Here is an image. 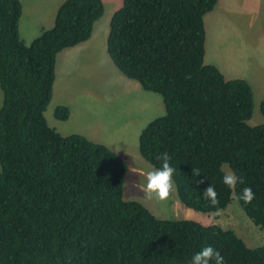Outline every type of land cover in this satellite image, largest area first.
<instances>
[{"label": "trees", "instance_id": "trees-1", "mask_svg": "<svg viewBox=\"0 0 264 264\" xmlns=\"http://www.w3.org/2000/svg\"><path fill=\"white\" fill-rule=\"evenodd\" d=\"M122 1L111 19L108 53L165 106L141 131V156L159 167L158 157L169 154L188 208L214 213L236 198L264 230V124H248L252 86L205 62V16L219 0ZM104 11L102 0H65L54 26L27 44L21 1L0 0V264H187L204 245L225 264H264V245L250 248L233 230L160 219L125 200L128 165L115 151L49 125L57 55L89 41ZM70 115L68 106L55 110L61 121ZM224 165L243 184L226 186ZM210 184L216 205L202 195ZM244 187L254 193L251 203L237 198Z\"/></svg>", "mask_w": 264, "mask_h": 264}, {"label": "rangeland", "instance_id": "rangeland-1", "mask_svg": "<svg viewBox=\"0 0 264 264\" xmlns=\"http://www.w3.org/2000/svg\"><path fill=\"white\" fill-rule=\"evenodd\" d=\"M20 1L24 15L19 29L22 38L29 40L37 36L41 29L51 28L49 26L54 24L56 11L65 0ZM102 1L105 11L94 26L91 39L76 48L73 60L67 61L63 56L59 60V63L68 66L70 83L63 88L57 82L56 96L45 112L49 125L69 135L84 132L95 117L102 119L105 132L98 133V142L112 141L111 146L116 148L112 150L128 165L123 187L125 200L142 203L160 219L218 224L233 230L250 248L263 246L264 230L246 215L236 198L225 210L204 213L188 208L181 201L174 180L166 202L149 198L138 187L143 182L144 172L153 166L140 154L139 136L152 120L165 114V106L160 94L145 90L138 81L128 78L115 66L108 53L107 39L111 19L122 7L123 1ZM205 26V62L216 65L227 79L243 78L250 83L254 92V109L248 124H264L261 112L264 101V0H219L214 10L206 14ZM81 47L83 50L80 53ZM64 102L70 105L71 115L68 120L61 121L56 118L55 110L59 103ZM2 103L0 88V108ZM140 116L141 122L138 123L135 119ZM111 124L115 127L106 130ZM223 169L225 172L230 170L227 165Z\"/></svg>", "mask_w": 264, "mask_h": 264}, {"label": "clouds", "instance_id": "clouds-1", "mask_svg": "<svg viewBox=\"0 0 264 264\" xmlns=\"http://www.w3.org/2000/svg\"><path fill=\"white\" fill-rule=\"evenodd\" d=\"M158 159L160 160V166L148 167L143 174V182H140L138 187L146 193L149 198H155L158 201L166 202L170 198V193L174 187L173 175L175 173V168L170 164L171 157L167 152H164ZM193 175H199V169L193 168ZM222 182L229 188H232L238 182L243 184V179L229 170L223 173ZM202 195L204 199L208 200L212 205L217 204V193L211 184L203 190ZM237 198L246 204L251 203L254 199V193L250 187H244ZM187 264H225V260L220 252L211 245H204L192 254Z\"/></svg>", "mask_w": 264, "mask_h": 264}, {"label": "crops", "instance_id": "crops-1", "mask_svg": "<svg viewBox=\"0 0 264 264\" xmlns=\"http://www.w3.org/2000/svg\"><path fill=\"white\" fill-rule=\"evenodd\" d=\"M60 7V6H59ZM59 9V8H58ZM58 9H57V11H58ZM57 11H56V14H57ZM23 15H24V13H23ZM55 19H56V15H55V18H54V24H55ZM21 20H22V18H21ZM54 24L52 25V26H49V27H53L54 26ZM51 28H49V29H51ZM44 30H48V29H46V28H44V29H41L40 30V32H39V34L37 35V36H35L34 38H29V40H24L23 38H22V36H21V29H20V36H21V38L27 43V44H30L33 40H35L38 36H40L41 35V33L44 31ZM86 43V42H85ZM84 44V43H83ZM80 46H82V44H80V45H78V46H76V47H72V48H74V49H71V48H68V49H71V51L69 50V51H66V52H63V53H59V55H58V57H57V62H56V81H55V85H54V91H53V98H52V100L55 98V96H56V89H57V82H59V84L61 83L62 85H63V88L65 87V86H67V85H69V80H68V77H69V75L67 74V69H68V66H67V64H62V63H59V60H60V58L63 56V58L65 59V60H73V57L75 56V54H73V52L76 50V48H79ZM82 50H83V47H81V49L79 50L80 51V53L82 52ZM77 52V51H76ZM75 52V53H76ZM79 67V66H78ZM224 74V73H223ZM69 82V83H68ZM62 105H65V106H68L69 108H70V105L67 103V102H64V103H59V106H62ZM70 111H71V109H70ZM70 118V117H69ZM140 118H141V116L140 117H137L135 120H136V122H138V123H140L141 121H140ZM114 128L115 127V125L114 124H111V126L109 125V127H106V130H109V128ZM105 127H104V122H103V120L102 119H98V118H96L95 117V119L93 120V121H91V123L88 125V126H86V128H84L85 130H84V132H81V131H77V132H74V133H72V134H82V135H84V136H86L87 138H89L90 140H92V141H94V142H97V143H99L98 141L100 140L99 138H100V136H99V134L98 133H101V134H104V132H105V129H104ZM117 129V128H116ZM118 132V129H117V131H116V133ZM62 134V133H61ZM64 135V134H63ZM70 135V134H69ZM65 136H67V135H65ZM106 143V144H105ZM104 143V145H107L108 147H110L111 149H116V148H113L112 146H111V144H112V141H109V140H107V142H105ZM101 144H103V143H101Z\"/></svg>", "mask_w": 264, "mask_h": 264}]
</instances>
